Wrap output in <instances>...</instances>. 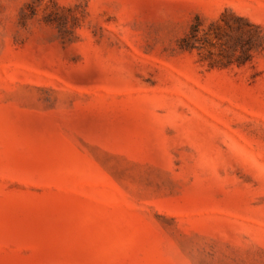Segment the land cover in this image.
<instances>
[{"label": "rangeland", "instance_id": "1", "mask_svg": "<svg viewBox=\"0 0 264 264\" xmlns=\"http://www.w3.org/2000/svg\"><path fill=\"white\" fill-rule=\"evenodd\" d=\"M0 264H264V0H0Z\"/></svg>", "mask_w": 264, "mask_h": 264}, {"label": "trees", "instance_id": "2", "mask_svg": "<svg viewBox=\"0 0 264 264\" xmlns=\"http://www.w3.org/2000/svg\"><path fill=\"white\" fill-rule=\"evenodd\" d=\"M198 31V25H195L192 27V34L194 32H197ZM180 48L182 50H188V49H192L193 48V43L189 42L188 41V38H185L181 41V44H180Z\"/></svg>", "mask_w": 264, "mask_h": 264}]
</instances>
